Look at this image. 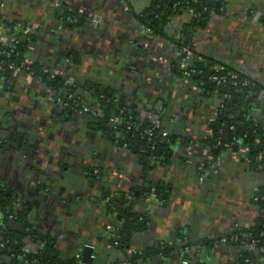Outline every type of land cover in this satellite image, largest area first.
<instances>
[{"label":"crops","instance_id":"crops-1","mask_svg":"<svg viewBox=\"0 0 264 264\" xmlns=\"http://www.w3.org/2000/svg\"><path fill=\"white\" fill-rule=\"evenodd\" d=\"M216 3L187 35L191 49L264 94V0ZM150 8L151 0H0L2 34L21 36L30 60L84 89V109L77 112L22 73L1 80L0 188L34 231L33 238L24 236L25 252L49 250L61 263L82 261L89 247L92 264H264L258 247L223 242L260 218L264 139L257 132L253 146L231 150L230 121L226 149L210 154L204 141L223 99L210 83L181 74L184 55L173 40L192 13L177 14L157 34L140 18ZM84 86L111 97L117 121L102 124L100 105ZM254 94L242 95L241 110L228 116L237 125V112L242 121L251 115L255 130H264V101L251 99ZM124 111L161 124L168 133L164 162L155 165L120 143L116 125ZM113 127L117 132L109 135L106 128ZM260 147L262 155L254 156ZM127 199L146 217V228L122 249L115 237ZM166 246L172 251L158 257Z\"/></svg>","mask_w":264,"mask_h":264},{"label":"trees","instance_id":"trees-1","mask_svg":"<svg viewBox=\"0 0 264 264\" xmlns=\"http://www.w3.org/2000/svg\"><path fill=\"white\" fill-rule=\"evenodd\" d=\"M215 3L216 0H151V8L145 11L140 18L147 27L152 29V32L161 34L164 28L168 27L169 23L174 20L177 14L183 12H194L199 14L198 19L192 18V21L187 24L184 29L179 31L180 35H185V37L179 38L177 35L173 37V40L178 47L191 48L190 43L187 40V35L203 24L208 13L213 9H216ZM17 40L18 43H13V46L11 43L4 44L0 42V83L3 78L14 75L13 71L9 69L10 65H14L19 68L20 74L22 73L27 77L31 75L32 79L41 82L44 88L49 90L55 96V101H63L65 104H68V109L74 108V111H83L82 97L77 93L78 88H74L72 86L73 84L65 83L66 79H64V77L54 74V72H51L49 69L45 72V67L38 62L31 60V63L26 64V58L28 57L30 59L28 44L23 42L21 36L17 37ZM183 58V62L187 64L188 69L196 71L195 73H192L189 78L203 83H210L209 77L216 74L213 67L215 65H220L219 63L209 60L194 58L185 61V57ZM226 70L227 72L232 73L229 69L226 68ZM181 74H184V71L181 70ZM234 81L238 83L237 86L233 85ZM244 82H247V80L240 76L235 80H233L231 76H228V83L225 85L216 86L212 83L209 84L223 99V107L221 110H224L225 115H227L224 117L218 114L217 120L210 127L211 136L204 141V145L210 150L212 156H214L216 152L226 149L222 140L223 125L226 123L230 124L233 122L232 125L235 127L232 137L234 138L233 140L235 143L230 148L231 150L238 147L244 148L246 145H254V141L252 140L254 134L250 133L244 126L240 127V133L237 134L236 131L238 126L235 124L236 119L228 116L234 111L241 110L242 105L240 99L242 95L251 94L253 92L257 93L260 91V88L257 85L254 86L251 82H248V86H243ZM63 88L66 89L65 94L62 93ZM84 88H89L90 93L96 97V100L100 105L99 111H101L102 119L104 120L102 124L106 127L107 124L112 121L113 116L111 111L115 109L111 97H109L106 92L96 87L84 86ZM71 95L72 98H70ZM229 96H231V98H229ZM235 99L238 100L235 102ZM89 110L90 112L93 111L91 108H89ZM119 114L120 112L117 110V115ZM120 117L123 120V124H118L116 126L118 131L123 133V137L120 140V143L123 146H126V148L133 153L148 157L150 160L152 157H156V161L151 160L154 164L162 163L166 160L168 156L167 139L161 137V131H155L152 141H150L145 134V131L154 127L156 122L148 119L138 120L135 116L129 115L127 111L122 112ZM127 121L135 123L136 128L127 132L125 125V122ZM106 132L109 135L110 133L115 135L117 129L114 127L113 129L106 128ZM219 142L221 143L220 145ZM254 153V156L256 157L259 155L256 152ZM255 160L257 161V159ZM112 200L113 199H111V201ZM256 204L260 209V218L257 225L248 231H237L234 234L240 236V241H246V235H248L250 236V240L255 242L259 241V246H264V190H261L256 196ZM13 206L14 199L12 195H9L6 191L0 188V215L7 217L9 207L12 209ZM11 215H18L19 221L25 224L27 223L26 217L22 212L12 211ZM120 223L121 225L116 232L119 236L117 247L124 249L129 245L133 233L143 231L146 228V217L134 210L133 201H125L120 216ZM24 236L32 238L34 236V231L30 230L28 234L25 235L15 234L7 228L3 220L0 222V240L6 244L4 250L0 249V259H4L3 264H76L59 262L49 254V250L43 255L33 254L31 252H28L27 254L23 242ZM249 243L251 242H246V244ZM169 251L172 250L166 246L158 251L156 255L158 257L160 254L166 255ZM148 254L149 253L146 252L142 257H147ZM7 257L10 259L9 261L6 260Z\"/></svg>","mask_w":264,"mask_h":264},{"label":"built area","instance_id":"built-area-1","mask_svg":"<svg viewBox=\"0 0 264 264\" xmlns=\"http://www.w3.org/2000/svg\"><path fill=\"white\" fill-rule=\"evenodd\" d=\"M192 17L194 19H198L199 18V14L192 12ZM147 28H148V31L152 32L151 28H149V27H147ZM181 37L183 38V37H185V35L181 34L179 36V38H181ZM0 42L4 43V44L11 43L12 46H13V43H18V40H17L16 36L12 37L11 39H8L6 36H4L2 34L1 29H0ZM181 49H182V53H183V55L185 57V61L186 60H191V59H194V58H198L196 53H194L190 47H182ZM198 59H200V58H198ZM25 63L29 64V63H31V60L27 57L26 60H25ZM9 69L11 71H13L14 74H18L19 73V68L15 67L14 65H10ZM213 69L216 72V74L209 77V82L214 84V85H216V86H222V85L227 84L228 83V76H231V78L233 80L237 79V76H235L233 73L227 72V70H226V68L224 66L215 65L213 67ZM181 70L184 71V75L186 77H190L192 73L196 72L195 70H189L186 63H184L181 66ZM45 72H47V71H45ZM28 78L32 79V76L29 75ZM233 85L237 86L238 83L236 81H234ZM248 85H249L248 82H244L243 83V86H248ZM70 98H72V96H70ZM229 98H231V96H229ZM122 124H123V122H122ZM125 125H126V131L127 132L131 131L133 128H136V124L133 123L132 121L125 122ZM156 130H160L161 131V137L162 138H167L168 133L163 131L160 123L156 122L154 127H152V128H150V129L145 131V134H146L147 138H149L150 141L153 140V137L155 135V131ZM220 144L221 143L219 142V145ZM226 146L231 148L232 145H226ZM234 150H236L237 153H240V152H243L244 148L243 147H238V148H234ZM156 159H157L156 157H152L151 158L152 161H156ZM261 160H263V157L260 158V161ZM107 201H108V203H110V200H107ZM10 217L12 219L18 220V215L17 216L16 215H11ZM246 236H247L246 241H240V236L239 235L232 234L229 237L224 238L223 242H225V243L231 242V243H238V244L244 245V244H246L247 241H250L251 243H249V244L258 247L264 253V246H259V244H260L259 241L255 242L253 240H250V238H249L250 236H248V235H246ZM118 241H119V236H116L115 237V245H118ZM5 248H6V244L0 240V249L4 250Z\"/></svg>","mask_w":264,"mask_h":264},{"label":"water","instance_id":"water-1","mask_svg":"<svg viewBox=\"0 0 264 264\" xmlns=\"http://www.w3.org/2000/svg\"><path fill=\"white\" fill-rule=\"evenodd\" d=\"M216 6L218 7L219 6V3L217 2L216 3ZM80 96H82L83 95V93H84V89H80V90H78V92H77ZM246 96H248L249 94H245ZM257 99V98H259V99H261L262 101H264V94L263 93H259V94H254V95H252V97H251V99ZM235 102L237 101V99H235L234 100ZM249 98H247L246 100H245V102H244V106H243V108L244 109H247V107H248V103H249ZM222 103H223V101H222ZM114 105V107L116 108L117 107V105L116 104H113ZM108 109H109V107H108ZM112 116H113V118H112V120L114 121L115 120V117H116V112L114 111L113 113H112ZM220 116H224V117H226V115H225V111L224 110H221L220 111ZM251 115H248L245 119H244V121H242L243 120V116H242V114H241V112H237V114H236V118L239 120L238 121V123H237V126H238V129H237V131H236V133L237 134H239L240 133V127L241 126H244L245 128H249V132L250 133H252V134H254V135H256V133L257 132H259L260 134H261V136H262V138L264 139V130L263 129H260L259 131H256L255 130V127L252 125V123H251ZM230 125L229 124H226L225 126H224V131H225V135H226V137L227 138H225L224 137V139H223V141L224 142H230V140H231V138H230V136H231V131H230ZM123 134V133H122ZM252 140L253 141H255L256 140V136H253L252 137ZM263 151V149L260 147L259 149H256V153H258V154H261V152ZM262 155V154H261ZM152 185H154V183L152 184ZM155 187L157 186V185H154ZM148 192L149 193H151V190H148ZM9 195H11L10 194V192H7ZM127 201H130V202H132L131 200H129V199H127ZM16 205L17 204H15L14 206H13V208L11 209L10 207H9V209H8V216L7 217H3V216H1L0 215V222L3 220L4 222H5V224H6V226H7V228L11 231V232H18V233H21V234H23V235H25V234H28V230H27V227H26V225L24 224V223H20V222H18V220H16V219H12L10 216H11V213H12V211H17L18 210V208L16 207ZM16 207V208H15ZM18 212V211H17ZM24 216H25V214H24ZM3 223V222H2ZM33 238V237H32ZM92 254H93V251H92V249L91 248H89V247H86L85 249H84V251H83V259H82V261H77V263L76 264H92L93 263V258H92ZM6 260H10V259H8V257H7V259Z\"/></svg>","mask_w":264,"mask_h":264},{"label":"rangeland","instance_id":"rangeland-1","mask_svg":"<svg viewBox=\"0 0 264 264\" xmlns=\"http://www.w3.org/2000/svg\"><path fill=\"white\" fill-rule=\"evenodd\" d=\"M44 71H48L47 69H44ZM114 121H117V120H114ZM132 200V198H130Z\"/></svg>","mask_w":264,"mask_h":264},{"label":"flooded vegetation","instance_id":"flooded-vegetation-1","mask_svg":"<svg viewBox=\"0 0 264 264\" xmlns=\"http://www.w3.org/2000/svg\"><path fill=\"white\" fill-rule=\"evenodd\" d=\"M122 124V123H121Z\"/></svg>","mask_w":264,"mask_h":264}]
</instances>
